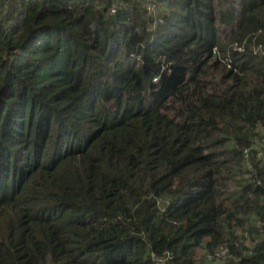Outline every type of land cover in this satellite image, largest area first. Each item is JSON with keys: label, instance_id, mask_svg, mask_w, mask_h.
Returning a JSON list of instances; mask_svg holds the SVG:
<instances>
[{"label": "trees", "instance_id": "1", "mask_svg": "<svg viewBox=\"0 0 264 264\" xmlns=\"http://www.w3.org/2000/svg\"><path fill=\"white\" fill-rule=\"evenodd\" d=\"M158 258L264 264V0H0V264Z\"/></svg>", "mask_w": 264, "mask_h": 264}, {"label": "built area", "instance_id": "2", "mask_svg": "<svg viewBox=\"0 0 264 264\" xmlns=\"http://www.w3.org/2000/svg\"><path fill=\"white\" fill-rule=\"evenodd\" d=\"M226 252H227V249L226 248H222L220 253H218L217 255H222V254H224ZM164 262H165V259H161V258L159 259V264H164Z\"/></svg>", "mask_w": 264, "mask_h": 264}, {"label": "rangeland", "instance_id": "3", "mask_svg": "<svg viewBox=\"0 0 264 264\" xmlns=\"http://www.w3.org/2000/svg\"><path fill=\"white\" fill-rule=\"evenodd\" d=\"M201 255H202V252H199L198 257H200Z\"/></svg>", "mask_w": 264, "mask_h": 264}, {"label": "clouds", "instance_id": "4", "mask_svg": "<svg viewBox=\"0 0 264 264\" xmlns=\"http://www.w3.org/2000/svg\"><path fill=\"white\" fill-rule=\"evenodd\" d=\"M159 259H160V258H158V263H159Z\"/></svg>", "mask_w": 264, "mask_h": 264}]
</instances>
